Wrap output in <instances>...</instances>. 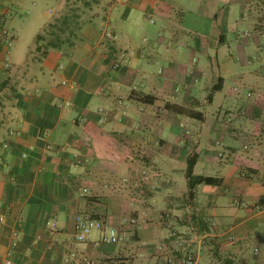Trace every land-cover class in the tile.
<instances>
[{
  "label": "crops",
  "instance_id": "1",
  "mask_svg": "<svg viewBox=\"0 0 264 264\" xmlns=\"http://www.w3.org/2000/svg\"><path fill=\"white\" fill-rule=\"evenodd\" d=\"M44 1L0 0V264H264L261 0H110L73 47L12 51ZM192 155L220 179L193 195ZM93 212L126 238L78 241Z\"/></svg>",
  "mask_w": 264,
  "mask_h": 264
},
{
  "label": "trees",
  "instance_id": "2",
  "mask_svg": "<svg viewBox=\"0 0 264 264\" xmlns=\"http://www.w3.org/2000/svg\"><path fill=\"white\" fill-rule=\"evenodd\" d=\"M98 1V0H95ZM86 5L90 6L92 3L87 0ZM253 14L257 16L255 22V30L260 36L264 33V0H261L255 4V7L251 9ZM75 13L64 11V13L50 21L37 35V49L42 52V55H46L50 49L65 48L64 45L68 44L69 47H73L78 41L86 40L83 35V27L85 20H79ZM75 23V25H74ZM179 112L185 111L182 106L176 107ZM197 161V156L192 155L188 159L187 174L189 176L190 194L193 195L196 187L200 183H219L220 179L213 176H205L201 174H195L194 168ZM92 217L102 218L99 213L93 212ZM227 264H232L230 261Z\"/></svg>",
  "mask_w": 264,
  "mask_h": 264
},
{
  "label": "rangeland",
  "instance_id": "3",
  "mask_svg": "<svg viewBox=\"0 0 264 264\" xmlns=\"http://www.w3.org/2000/svg\"><path fill=\"white\" fill-rule=\"evenodd\" d=\"M86 1L87 0H67L66 9L64 11L67 10L71 13L80 15V17L78 16L77 17L79 18V20L82 21L88 20L95 15H98L101 23H103V21H106V17L109 11L108 6L110 4V0H98V1L89 0L92 3V5L90 6L86 5L85 3ZM189 1L192 3L195 0H189ZM29 7L32 6L30 5ZM54 7H55V3L47 0L40 3L37 6H33L30 12H27V10L26 12H24L26 16L25 19L28 20V22L25 25L24 31H20L21 33L17 37L16 43L12 45V51L17 48H22L27 50L28 48L35 45L36 36L42 30L43 24L49 19L53 18V20H55L56 15L54 14V12L49 11L50 8L54 9ZM112 24L117 27L118 20H115ZM145 25L147 27L153 26V24L149 20L145 21ZM239 25L240 27H242L245 26L246 23L245 24L240 23ZM257 42L261 43V45L263 43V41L261 42L259 38H257ZM64 47L68 48L69 45L65 44ZM161 47L162 49H165V47L167 46H161ZM219 95L220 96L218 99L222 98V95L221 94ZM208 109L216 113V111L219 110L218 103L216 102L212 104L210 107H208ZM256 247L262 248L260 254H255ZM249 254L251 255V257L257 259L264 255V248L259 243L253 242L249 245Z\"/></svg>",
  "mask_w": 264,
  "mask_h": 264
},
{
  "label": "built area",
  "instance_id": "4",
  "mask_svg": "<svg viewBox=\"0 0 264 264\" xmlns=\"http://www.w3.org/2000/svg\"><path fill=\"white\" fill-rule=\"evenodd\" d=\"M107 35L111 36L112 32L108 31ZM262 36L264 37V33L262 34ZM262 45L264 47V38ZM68 104H70V102H68ZM101 110L103 111L104 109L101 108ZM3 219L4 215L2 214L0 215V221H3ZM131 222L137 223L136 218H132ZM95 229H100L102 231V240L107 244H118L127 236L126 232L119 230L116 226L107 223L102 218L92 217L91 215L84 213L78 214L75 223V236L78 241L82 242L87 240ZM18 237V232H15L13 241L14 246L18 244ZM195 259L196 258L194 254H188L181 261V264L194 263Z\"/></svg>",
  "mask_w": 264,
  "mask_h": 264
}]
</instances>
